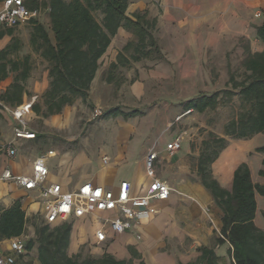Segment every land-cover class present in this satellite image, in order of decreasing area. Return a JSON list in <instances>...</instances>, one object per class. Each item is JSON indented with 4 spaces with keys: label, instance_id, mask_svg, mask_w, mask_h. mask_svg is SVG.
I'll use <instances>...</instances> for the list:
<instances>
[{
    "label": "crops",
    "instance_id": "obj_1",
    "mask_svg": "<svg viewBox=\"0 0 264 264\" xmlns=\"http://www.w3.org/2000/svg\"><path fill=\"white\" fill-rule=\"evenodd\" d=\"M127 12L128 17L131 18L139 13H147L149 18L157 20V31H159L157 40L165 59L132 63L129 68L120 67L118 72L123 71L126 80H131L133 71H137L139 77L129 84L125 81L120 82L118 93L114 90V83L108 84L103 81L100 92L94 97L95 105L99 110L104 107L110 109L120 107L119 102L122 106L137 105L146 95L147 86L144 82L145 77H149L146 67H150L153 77L159 76L161 70L162 79L159 82L161 81L168 89L179 84L181 87L191 86L193 90L189 93H199L195 97L184 96L182 99L185 103L204 94L210 96L215 88L212 87L211 74L208 73L207 67H210L212 60L217 58L218 52L222 54L226 52L225 42L244 37L250 39L253 53H261L264 49L262 41L257 37V29L263 24L257 21L264 16V0H129ZM256 13H259L258 20L253 17ZM253 26H256V29ZM129 36H132L131 32L124 28L119 30L112 45L101 59L91 90L95 88L94 85L109 66L117 62L118 54L131 41ZM174 72L178 75L177 84L171 81V73ZM47 78L42 88L37 87V93L41 89L40 94H43L49 88V75ZM207 83L210 85L209 88L204 87ZM189 93L185 94L189 95ZM167 96L172 97L171 91ZM34 98L37 104L38 95L32 98L24 96L23 102L27 103ZM0 112L10 132L5 140L6 143L12 138L14 121L7 114ZM144 114L146 116V113ZM60 115L51 117L53 121L42 116L44 128L55 126L58 122L54 120ZM32 117L39 119L34 111ZM138 118H132L127 122L136 121ZM120 119L123 120L122 117L108 120ZM32 122L31 128L36 138L20 145L18 156L14 161H9L1 150L0 173L5 167H9L14 174L31 175L36 159L53 151L55 156L47 159L49 177L46 185H59L63 192L73 193L89 182L102 188L117 190L121 182L127 181L131 184L132 194L141 195L151 182L146 172V155L155 147L159 157L155 167L156 178L165 181L174 190L168 200L151 204L148 221L134 223L132 229L120 234L107 228V241L103 244L96 242V231L100 228L98 221L91 217L74 221L72 224L75 227L78 224H92V226L90 229H83L85 235H80L76 230L72 231L70 256L76 255L80 246L90 239L93 244L107 248L106 253L111 254L116 260H125L132 264H193L199 259L202 248H214L218 264L232 262L230 244L216 243L222 231V211L216 205L210 191L201 184L197 172L191 170V159L199 158L198 153L193 152L189 140L183 137L180 151L174 157L167 154L168 146L181 134H171L167 129L163 131L159 127L156 131L146 129L133 132L129 126L124 130L108 133L110 137L103 139L100 145L111 146L112 149L110 152L100 150V158L96 155L94 144L90 143H88L89 157L84 151L74 156L72 151L65 147L56 149L48 145L42 147V142H38L41 134L32 127ZM59 127L61 128V122L56 128ZM263 135L247 140L227 138L229 145L212 165L214 178L225 190L229 192L233 190L234 175L241 164H247L251 169L254 184L264 186V178L260 176V172L264 170V154L257 152L258 149L264 148V143L262 144L259 139ZM2 146L3 144L0 146L1 149ZM30 146L42 148L39 153L27 155ZM103 156L109 161L102 159ZM132 163L135 168L129 171L128 168ZM120 170L124 171V174L120 175ZM255 198L257 214L254 222L256 227L264 231V197L256 194ZM17 200L23 204L29 219L39 214L43 215L38 192L27 193L10 183L2 182L0 205L9 208ZM112 216L113 214H105L104 217ZM34 235L32 231L20 240L32 239ZM10 242V240L0 241V257H13L19 264H40L37 251L16 254L10 249ZM106 253H100L98 257Z\"/></svg>",
    "mask_w": 264,
    "mask_h": 264
},
{
    "label": "trees",
    "instance_id": "obj_2",
    "mask_svg": "<svg viewBox=\"0 0 264 264\" xmlns=\"http://www.w3.org/2000/svg\"><path fill=\"white\" fill-rule=\"evenodd\" d=\"M26 5L30 10H41L42 7L40 0H26ZM128 6L129 0H49L45 4L53 39L42 23L37 19L31 21L33 31L30 44L49 64V88L41 97L42 105L33 106L36 115L45 118L58 116L66 108L73 107L78 99L87 102L101 59L122 28L133 34L136 43L130 42L118 54L117 62L109 66L106 75L108 84L117 82L115 74L120 67L129 68L132 63L144 60L165 59L155 38L157 20L149 18L147 13L128 17ZM95 13L102 14L100 23ZM14 31V28L0 29V41L6 36L12 37L10 45L0 51V82L15 75L0 100L12 107L24 103V96H28L26 84L32 74L29 56L23 62L11 58L22 47L20 40L13 37ZM257 37L264 45V21L257 29ZM131 48L133 51L128 57L125 52ZM243 67L246 71L244 80L238 81L232 74L228 89L190 100L183 105V111L204 114L239 97L242 112L226 125L225 137L211 133L209 139L203 142L195 170L201 184L210 191L222 211V231L216 243L230 244V264H264V231L256 227L254 222L257 214L255 195L264 197V186L253 183L247 164L237 167L231 192L219 185L212 170V165L229 145L227 138L247 140L264 134V49L261 53H250ZM103 116L105 119L122 117L127 122L132 118L144 117L145 114L140 110L126 112L117 107L103 112ZM2 118L0 112V120ZM257 152L264 154V148ZM260 176L264 178V170ZM32 219L35 238L26 240L25 246L28 253L37 250L40 264H132L116 260L109 253L101 257L92 254L84 256L82 252L70 256L69 245L73 234L71 222L46 226L40 217L34 216ZM32 219L27 217L20 200L9 208L2 207L0 241L27 236L26 231ZM200 253L199 259L193 264H218L214 248H202Z\"/></svg>",
    "mask_w": 264,
    "mask_h": 264
},
{
    "label": "rangeland",
    "instance_id": "obj_3",
    "mask_svg": "<svg viewBox=\"0 0 264 264\" xmlns=\"http://www.w3.org/2000/svg\"><path fill=\"white\" fill-rule=\"evenodd\" d=\"M49 0H40L42 4L41 7V17L37 19V21L44 25L45 29H47L49 36L53 39V33L50 26V16L48 11H46L45 4L48 3ZM70 2V0H67ZM259 13L253 14V17L257 19ZM96 20L100 23L103 16L101 13L94 14ZM264 21V16L260 17L259 22ZM32 23H28L25 26L14 28L13 37H16L20 40L22 47L20 51L11 57L19 62H23L26 57H30L31 64V77L26 84L28 98L34 97V95H38L37 104L42 105L41 97L43 94H40V91L37 93V87L42 88L43 82H45L49 75V64L44 59L41 58L34 50L32 45L30 44V35L33 31ZM256 29V26H253ZM129 36L131 39L130 42L136 43V38L133 36ZM159 35V31L156 32L155 38L157 40ZM254 39V38H253ZM12 37L6 36L0 41V51L9 46ZM158 41V40H157ZM129 42V43H130ZM226 43V52L217 53V58L212 60V64L210 67H207L208 73L211 74L210 80L212 82V87L215 88V93L224 89H228V81L232 74L236 77L238 81L244 80L246 76L245 67H243L244 61L247 59V56L250 53H253L251 50V41L249 38L238 37ZM159 45V43H158ZM160 47V45H159ZM133 48H131L128 52H125V55L130 57ZM154 52V51H152ZM250 52V53H249ZM147 60H144L145 63ZM154 62L153 60H148ZM147 73L149 77H145V82L147 89L146 95L142 100L138 101L137 105L131 106H122L121 102L118 103L120 107L126 112L139 109L146 113L145 117L138 118L136 121L126 122L122 119L120 120H108L103 116V112L109 110L110 107H104L102 109H97L95 105L94 97L101 90V85L103 81H106V72L103 73L101 78L97 81L95 88L90 90L92 93L89 94V98L87 102H83L80 99L76 100L77 102L71 108H66L57 120L54 122H58L55 126H50L45 129L43 126V117L38 116L39 119H33L32 127L38 131L41 135L38 137V142H42V145H48L50 147L60 148L65 147L72 151L73 155H77L84 151L86 155L89 157L90 148L89 144H94L96 155L99 157L100 150L110 152L111 146H103L101 147L100 143L105 138H109L113 131L124 130L129 126L133 129V132L151 129L152 131L158 130V127L163 131L167 129L171 134H181L184 139H188L190 145L192 146V150L195 153H200L202 149L203 142L209 139V135L213 133L215 136L225 137V128L226 125L234 120V118L238 117L241 111V102L239 97H235L233 102L229 104L220 105L216 110H208L204 114H199L197 112H193L192 114L184 113L183 111V97L189 96H197V94L189 93L193 90L191 86L189 87H181L178 83V75L177 72L171 73V81L175 83L174 87L168 89L164 87L162 82L159 80L162 79V72L160 70L159 76H152L150 67H146ZM131 80L128 81L125 78V73L123 71L116 72L117 82L114 84V90H117L120 82H133L136 80L139 75L137 71L131 72ZM15 76V75H14ZM14 76H11L8 80L4 82H0V96L6 91L7 87L12 84ZM152 76V77H151ZM204 87H210L207 83ZM171 91L172 97L169 98L167 93ZM188 92L189 95L185 93ZM213 92V94H214ZM185 94V95H184ZM212 94V93H211ZM92 96V97H91ZM100 112V113H99ZM170 116L172 118H170ZM49 121H53V118H48ZM53 122V123H54ZM61 122V128H56L59 126ZM52 123V124H53ZM8 124L5 120L1 119V129H0V146L5 143V140L9 137L10 132L8 131ZM161 130V131H162ZM160 131V132H161ZM159 133V132H158ZM97 134V135H96ZM264 143V135L262 138H259ZM37 140V139H36ZM43 147V146H42ZM42 147H31L28 149L27 155L39 153ZM65 151V150H63ZM100 151V152H99ZM106 156H103V158ZM100 158V157H99ZM102 158V159H103ZM131 158V157H129ZM198 158H192V171L197 172L195 170ZM133 164V165H132ZM128 170L133 171L135 168L134 163H132ZM124 171L120 170L119 174L122 175ZM79 225V226H78ZM73 226V231L79 232L80 235H85L83 229H90L92 224H78ZM33 228L32 230L27 229L26 234H31L32 231L35 232V228L32 222H30L28 228ZM84 231V232H83ZM35 238V235L32 237ZM36 249L33 250L36 253ZM107 248L103 246H98L93 244L90 239L86 240L84 244L80 246L79 251L82 252L84 256L86 255H94L96 257L99 256L100 253H106ZM76 254V255H77ZM75 256V255H73Z\"/></svg>",
    "mask_w": 264,
    "mask_h": 264
},
{
    "label": "built area",
    "instance_id": "obj_4",
    "mask_svg": "<svg viewBox=\"0 0 264 264\" xmlns=\"http://www.w3.org/2000/svg\"><path fill=\"white\" fill-rule=\"evenodd\" d=\"M41 10H30L26 0H0V29H12L27 25L34 19L41 17ZM33 100L18 106H10L0 100V111L7 114L14 121L13 135L2 146V153L9 161L16 160L19 147L24 142L36 138L32 131ZM100 113V112H99ZM183 135H179L167 148V154L174 157L181 149ZM55 156L49 151L45 156L36 159L31 175L14 174L9 167L0 173V184L10 183L27 193L38 192L42 204L44 225L56 226L64 222H71L83 218H94L100 223L96 231L97 244L107 241L109 228L116 234L132 229L134 223L148 221L149 208L153 202H163L169 199L174 191L165 181L156 178V162L158 153L153 147L147 153L146 172L151 178L146 191L141 195L132 194L131 184L123 181L119 189L102 188L92 183H86L73 193L63 192L59 185H46L49 177L48 158ZM109 161L108 158H103ZM2 205H0V209ZM113 214L112 217H104ZM10 249L16 254H27L26 241L20 239L10 240ZM0 264H19L13 257H0Z\"/></svg>",
    "mask_w": 264,
    "mask_h": 264
}]
</instances>
